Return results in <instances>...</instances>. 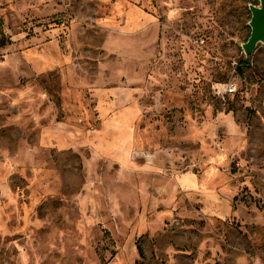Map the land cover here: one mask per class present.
I'll use <instances>...</instances> for the list:
<instances>
[{"label":"rangeland","instance_id":"rangeland-1","mask_svg":"<svg viewBox=\"0 0 264 264\" xmlns=\"http://www.w3.org/2000/svg\"><path fill=\"white\" fill-rule=\"evenodd\" d=\"M250 6L0 0V264H264Z\"/></svg>","mask_w":264,"mask_h":264},{"label":"water","instance_id":"water-1","mask_svg":"<svg viewBox=\"0 0 264 264\" xmlns=\"http://www.w3.org/2000/svg\"><path fill=\"white\" fill-rule=\"evenodd\" d=\"M249 9L251 34L242 47L247 61L252 58L257 47L264 44V0H259V6H250Z\"/></svg>","mask_w":264,"mask_h":264},{"label":"trees","instance_id":"trees-1","mask_svg":"<svg viewBox=\"0 0 264 264\" xmlns=\"http://www.w3.org/2000/svg\"><path fill=\"white\" fill-rule=\"evenodd\" d=\"M5 46H6V42L4 38H0V47H5ZM245 64H248V62H245ZM138 251H139V255L143 258V251L141 247H138Z\"/></svg>","mask_w":264,"mask_h":264}]
</instances>
